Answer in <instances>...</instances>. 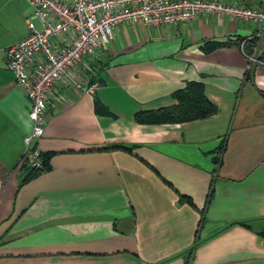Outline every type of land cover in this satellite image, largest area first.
I'll return each mask as SVG.
<instances>
[{
  "label": "crops",
  "instance_id": "0c3cea01",
  "mask_svg": "<svg viewBox=\"0 0 264 264\" xmlns=\"http://www.w3.org/2000/svg\"><path fill=\"white\" fill-rule=\"evenodd\" d=\"M30 15L28 0H0V264H264V60L247 76L243 39L256 37L258 56L264 30L205 13L114 25L53 87L36 140L47 168L20 183L30 104L5 49ZM188 80L216 113L134 120L174 103Z\"/></svg>",
  "mask_w": 264,
  "mask_h": 264
},
{
  "label": "built area",
  "instance_id": "2783aa9c",
  "mask_svg": "<svg viewBox=\"0 0 264 264\" xmlns=\"http://www.w3.org/2000/svg\"><path fill=\"white\" fill-rule=\"evenodd\" d=\"M31 15L27 34L5 49L6 65L14 73L29 99L31 128L24 135V147L17 166L42 168V150L36 140L44 130L49 96L55 84L68 76L84 57L97 55L113 37L120 22L157 26L185 23L198 14L223 16L256 23L264 30V0L247 6L222 0H28ZM33 18L38 20V25ZM246 54L248 67L259 61ZM94 82L88 89L92 91ZM2 181L0 180V188Z\"/></svg>",
  "mask_w": 264,
  "mask_h": 264
},
{
  "label": "trees",
  "instance_id": "16d2710c",
  "mask_svg": "<svg viewBox=\"0 0 264 264\" xmlns=\"http://www.w3.org/2000/svg\"><path fill=\"white\" fill-rule=\"evenodd\" d=\"M243 39L245 50L248 54H252L253 49H251V47L255 46L257 40L256 37ZM257 57L260 60H264V53H260ZM253 65L254 63L251 64L250 68L246 70L247 76H249V74L251 73ZM171 95L176 100L174 103L157 108L137 110L133 114L134 120L140 123L182 122L187 120L205 118L216 113L218 110V106L215 102H213L206 96L203 84L198 80L186 81L185 85L182 88L175 90ZM95 106L96 108L101 110L102 113L109 112L97 100H95ZM123 148L129 149L127 147ZM42 157L44 163L42 168H29L27 164H24L22 166L27 170L25 175H23L20 183L26 181L41 170L47 168V158L49 157V153L42 151ZM180 197L181 199H186L190 202V200L186 196L181 195ZM262 236L264 238V232L262 233Z\"/></svg>",
  "mask_w": 264,
  "mask_h": 264
},
{
  "label": "rangeland",
  "instance_id": "374dc122",
  "mask_svg": "<svg viewBox=\"0 0 264 264\" xmlns=\"http://www.w3.org/2000/svg\"><path fill=\"white\" fill-rule=\"evenodd\" d=\"M34 19V22L38 25V21L36 18H33ZM108 44V43H107ZM106 45V44H105Z\"/></svg>",
  "mask_w": 264,
  "mask_h": 264
}]
</instances>
